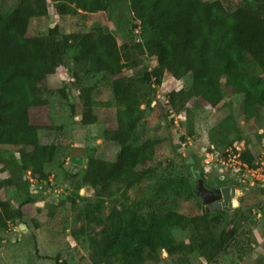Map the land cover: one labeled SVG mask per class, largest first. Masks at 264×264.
Segmentation results:
<instances>
[{"label": "trees", "instance_id": "1", "mask_svg": "<svg viewBox=\"0 0 264 264\" xmlns=\"http://www.w3.org/2000/svg\"><path fill=\"white\" fill-rule=\"evenodd\" d=\"M113 1L20 0L8 10L0 11V147H14L17 153L14 158L11 152L0 149V164L8 159L13 161L11 167H16L13 175L19 181L16 183L10 175L0 181V189L16 183L17 187H23L29 200L26 174L40 183V189L41 183L48 181L45 166L53 161L57 146L40 143L39 127L32 123L31 112L45 104L40 96L41 83L57 69L68 70L70 60L72 83L78 86L82 104L81 125L96 122L90 99L96 86L109 88L117 106L115 127L102 132L103 141L117 146L114 158L100 160L89 156L80 171L69 172L61 167L59 181L47 183L65 184L74 196L84 187L109 190L114 178L152 161L156 141L144 139L136 144V129L144 108L154 103L152 86L160 85L165 74L176 80L186 76L191 79L187 89L170 92L167 103L160 104L170 117V125L172 116L183 115L182 109L189 101L215 108L227 95L240 96L244 122L261 120L264 0H125L128 18L117 28L119 41L99 24L85 33L62 34L54 26L44 35H28L31 21L47 16L48 3L56 15L63 17L97 14ZM137 28L140 31L135 34ZM143 57L155 64L144 65ZM124 70L133 73L126 77ZM86 80L94 82L84 86ZM61 94L64 96L63 91ZM211 134L224 150L243 140L232 113ZM205 150L217 156L214 145ZM241 160L250 166L255 163V155L247 143ZM235 188L238 189V182ZM25 202L12 208L8 200L0 199V232L9 223H22L21 207ZM59 204L62 201L56 206ZM103 205L104 201L97 199L85 212L88 225L106 222L99 237L89 240L93 264H114L119 259L122 264H147L161 252L199 253L215 261L217 256H228L229 243L239 230L237 226L218 228L223 221L222 211L206 213L204 207L192 217L166 211L147 227L135 228L116 209L103 218ZM175 227L191 230L187 243L176 244L170 233ZM55 264L68 263L56 259Z\"/></svg>", "mask_w": 264, "mask_h": 264}, {"label": "rangeland", "instance_id": "2", "mask_svg": "<svg viewBox=\"0 0 264 264\" xmlns=\"http://www.w3.org/2000/svg\"><path fill=\"white\" fill-rule=\"evenodd\" d=\"M19 2L0 0V11L4 12ZM47 12V16L31 21L29 36L44 35L54 26L62 34L85 33L99 24L119 41L117 28L128 18L125 0H114L106 10L93 15L58 16L51 3H48ZM136 31L138 33L140 28ZM142 61L148 67L155 64L148 57H143ZM72 70L70 60L68 70L57 69L45 78L40 85V96L45 104L31 112L32 123L39 127L40 143L57 146L53 161L45 166L48 181L41 183L43 188L40 189V183L27 173L29 200H26L23 187L16 186L19 181L13 175V168H16L11 167L13 161L8 159L6 164H0V181L12 175L16 182L0 189V199L8 200L12 208H17L23 200L27 201L21 207V224L26 229L19 230V224L9 223L7 229L0 232V264H55L56 259L68 264H93L89 240L99 237L106 222L88 225L85 212L97 199L104 201L103 218L111 209H116L135 228L147 227L166 211L188 217L199 215L204 206L196 195L197 181L203 179L216 184L218 177L228 174L216 162L203 165L206 159L203 150L214 145L217 156L224 151L211 131L229 113L233 114L241 131L243 140L240 143L244 146L247 143L255 161L259 160L261 153L264 155V110H261L260 121L244 122L240 96L237 95H227L215 108L191 100L182 109L184 126L177 130L174 124L170 125V117L160 104L167 103L170 92L187 89L191 79L186 76L176 80L165 74L160 85L152 86L156 106L152 103L151 107L144 108L136 129V144L144 139L156 141L150 163L130 174L117 176L109 190L84 187L74 196L65 184L48 185L59 181L61 167L68 164L76 148H80L84 158L94 156L100 160H112L117 151L115 144L102 139V132L116 124L117 106L110 89L105 86L94 88L90 99L96 122L81 125L82 104L77 95L78 86L72 83ZM132 73L133 70L123 71L126 77ZM93 82L86 80L82 84L90 86ZM0 149L17 158L16 148L1 146ZM81 168L70 167V171H80ZM235 197L237 207L222 211L223 221L218 227H239L229 243L227 257L217 256L214 261L199 253L168 255L161 252L147 264H264V189L256 183H238ZM61 201L63 204L56 206ZM170 233L176 244L187 243L191 236L190 229L179 227L170 229ZM114 264H122V260Z\"/></svg>", "mask_w": 264, "mask_h": 264}, {"label": "built area", "instance_id": "3", "mask_svg": "<svg viewBox=\"0 0 264 264\" xmlns=\"http://www.w3.org/2000/svg\"><path fill=\"white\" fill-rule=\"evenodd\" d=\"M137 34V31H134ZM139 41V39H136ZM171 113V112H170ZM173 124L177 130H180L182 126V114H176L172 116ZM182 128V127H181ZM244 150V144L240 143L235 147H230L224 150L221 156H215L213 153L203 150L205 160L203 165H209L216 162L227 173H230L238 177V183H248L250 185L259 184L264 189V155L261 156L258 161L250 166L248 163L241 160V153ZM237 193V189H235Z\"/></svg>", "mask_w": 264, "mask_h": 264}, {"label": "water", "instance_id": "4", "mask_svg": "<svg viewBox=\"0 0 264 264\" xmlns=\"http://www.w3.org/2000/svg\"><path fill=\"white\" fill-rule=\"evenodd\" d=\"M76 151L78 154H75ZM87 159H85L80 151V148H76L74 153L70 156L68 166L72 168L85 167ZM65 168V167H64ZM70 172V169H66ZM74 172V171H73ZM24 175L25 172L22 171ZM238 181L237 176H233L222 188H215L209 186L205 180L201 179L196 184V195L204 206L206 213H214L216 211H225L232 207H237L238 203L235 197V185ZM26 227L23 224H19V230H25Z\"/></svg>", "mask_w": 264, "mask_h": 264}, {"label": "flooded vegetation", "instance_id": "5", "mask_svg": "<svg viewBox=\"0 0 264 264\" xmlns=\"http://www.w3.org/2000/svg\"><path fill=\"white\" fill-rule=\"evenodd\" d=\"M65 169H70L68 165L64 166ZM78 169V168H77ZM71 170V169H70ZM234 175L228 173L224 174L223 176L221 175L220 177L217 178V183L215 184L212 181L206 182L209 186L215 187V188H222L224 187L231 179L233 178Z\"/></svg>", "mask_w": 264, "mask_h": 264}, {"label": "crops", "instance_id": "6", "mask_svg": "<svg viewBox=\"0 0 264 264\" xmlns=\"http://www.w3.org/2000/svg\"><path fill=\"white\" fill-rule=\"evenodd\" d=\"M52 185L54 184V183H51Z\"/></svg>", "mask_w": 264, "mask_h": 264}]
</instances>
